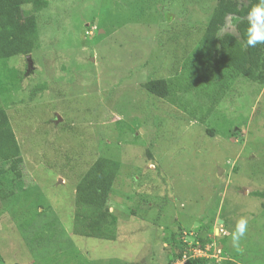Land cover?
<instances>
[{
  "label": "rangeland",
  "instance_id": "obj_1",
  "mask_svg": "<svg viewBox=\"0 0 264 264\" xmlns=\"http://www.w3.org/2000/svg\"><path fill=\"white\" fill-rule=\"evenodd\" d=\"M215 2L49 0L0 12L34 44L29 60L0 62L23 172L17 183L0 173L13 190L0 199V264H169L184 246L205 264H264V82L237 78L214 104L142 87L180 72ZM223 57L245 66L240 45ZM76 198L113 213L114 238L72 232Z\"/></svg>",
  "mask_w": 264,
  "mask_h": 264
},
{
  "label": "trees",
  "instance_id": "obj_2",
  "mask_svg": "<svg viewBox=\"0 0 264 264\" xmlns=\"http://www.w3.org/2000/svg\"><path fill=\"white\" fill-rule=\"evenodd\" d=\"M48 1L0 0V12H8L27 5L36 13L44 9ZM261 3L262 0H246V2L216 0L208 20L200 26L201 35L197 46L184 58L180 72L171 78L148 79L142 84L144 90L156 97L165 98L171 103L176 102L178 92L193 91L206 96L209 102L214 104L237 78L264 82V43H258L255 47H248L245 44V32L249 27L248 11L254 5ZM227 17L231 18L235 32L220 33ZM238 45L242 47L245 59V66L241 70L226 62L223 57L227 50H235ZM33 49V40L28 36L26 27L14 29L9 18H0V62H5L14 55L26 56ZM12 75L15 77V74ZM6 80L10 88L15 87L17 80L13 78ZM2 162L6 163L7 167H1L0 173H10L13 183H17L23 176L20 166L22 164L20 146L10 125L6 109L0 105V163ZM12 194V188H0V199H5ZM115 220V216L108 208L76 198L72 220L74 234L102 239L114 238L112 228ZM30 221L32 223L33 220ZM30 221L24 222L20 228L24 230L32 225H28ZM49 224L51 228H54L57 220L50 221ZM185 248L184 246L182 250H179L168 263L180 260L186 252L187 258L183 264H205L203 257H192ZM220 254L222 255L221 252ZM224 264L234 263L224 260Z\"/></svg>",
  "mask_w": 264,
  "mask_h": 264
},
{
  "label": "clouds",
  "instance_id": "obj_3",
  "mask_svg": "<svg viewBox=\"0 0 264 264\" xmlns=\"http://www.w3.org/2000/svg\"><path fill=\"white\" fill-rule=\"evenodd\" d=\"M249 27L246 29L245 44L255 47L258 43H264V0L261 4L254 5L248 11ZM234 27V25H232ZM228 25L223 29L226 31ZM248 228V219L241 217L236 221L235 230L231 234V244L234 248L240 247L241 239L245 236Z\"/></svg>",
  "mask_w": 264,
  "mask_h": 264
},
{
  "label": "built area",
  "instance_id": "obj_4",
  "mask_svg": "<svg viewBox=\"0 0 264 264\" xmlns=\"http://www.w3.org/2000/svg\"><path fill=\"white\" fill-rule=\"evenodd\" d=\"M206 247V246H205ZM196 250V249H195ZM218 254L220 255V249L217 250ZM217 254V253H215ZM187 258V253L185 252L182 256V258L180 260H177L176 262H180V261H185V259Z\"/></svg>",
  "mask_w": 264,
  "mask_h": 264
},
{
  "label": "water",
  "instance_id": "obj_5",
  "mask_svg": "<svg viewBox=\"0 0 264 264\" xmlns=\"http://www.w3.org/2000/svg\"><path fill=\"white\" fill-rule=\"evenodd\" d=\"M26 58H27V60H29V54L26 55ZM57 117H58V115H57Z\"/></svg>",
  "mask_w": 264,
  "mask_h": 264
}]
</instances>
